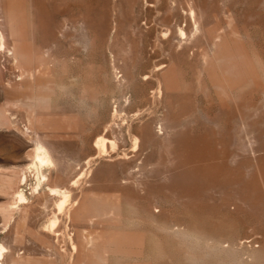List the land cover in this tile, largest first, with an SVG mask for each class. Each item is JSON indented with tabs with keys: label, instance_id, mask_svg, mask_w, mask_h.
Returning <instances> with one entry per match:
<instances>
[{
	"label": "rangeland",
	"instance_id": "rangeland-1",
	"mask_svg": "<svg viewBox=\"0 0 264 264\" xmlns=\"http://www.w3.org/2000/svg\"><path fill=\"white\" fill-rule=\"evenodd\" d=\"M150 1L0 0L3 264H264V0H195L170 57Z\"/></svg>",
	"mask_w": 264,
	"mask_h": 264
},
{
	"label": "bare ground",
	"instance_id": "bare-ground-1",
	"mask_svg": "<svg viewBox=\"0 0 264 264\" xmlns=\"http://www.w3.org/2000/svg\"><path fill=\"white\" fill-rule=\"evenodd\" d=\"M148 1L149 0H143V2H145V3H147ZM149 3H150V7H149L150 10H152L154 12V16L149 19V23H151V25H152L149 28L150 29H156L159 32V35L156 34L157 36H155L154 46H158L159 51L161 53L164 52L165 49H166L165 53H166V55L168 57H170V52H171L170 50L171 49H175L176 51H179V49L183 50V49L189 47L193 43V41L196 40V38L198 37V34L202 31V26H203L202 25V20H201L202 16L200 15L202 10H201V8H199V10H198V5L195 2V0H151ZM165 45H167V48H165ZM7 53L11 57H13V59H15V60H18L19 55H20L16 51V49H14V48L13 49H8ZM163 55H164V53H163ZM160 56L162 57L161 54H160ZM153 65H154V63H153ZM165 66H166V64L163 65V62H159V63H157L155 65V67H156L155 70H161ZM152 72L154 73V71H152ZM146 75H148V74H146ZM151 77H153V76L151 75ZM156 80H158V79H156ZM157 83H159V82H157ZM160 85H162V83ZM160 85H158V86L160 87ZM156 90H158L157 91V93H158L159 89L156 88ZM158 95H160V94H158ZM120 97L122 98V96H120ZM28 99L29 100H36L37 97H28ZM126 100H125V102H127ZM121 107H123V106H121ZM117 112H118V110L114 109L113 115H115ZM117 114H119V113H117ZM125 116H126V114H125ZM115 117H118V115L115 116ZM112 125H113V123H112ZM116 125L113 126V127H117ZM104 126H105V128H103L104 132L107 131V130H110V132H111L110 134H115L117 132L121 134V127L120 126H118L117 129H114L111 125H107V126L104 125ZM129 132H130V130H129ZM113 136H114V139H115L116 135H113ZM121 137H122V135H121ZM121 140L122 139L119 138V141H121ZM104 142H106L104 138H98V139L95 140L94 145L104 146ZM123 142H125V141L123 140ZM109 143L110 144H114V141L110 140ZM99 150H100V148H99ZM49 151L51 152V150H49ZM49 151H48V149L46 147H44V144L43 145L40 144L36 148H34V152H33V156H32L33 160L32 159L31 160L33 161V165H34V167L36 169L37 168L41 169L43 167H53L54 166L55 160H54L53 156L51 155L52 153H50ZM32 161H30V162H32ZM29 164H31V163H29ZM42 178H44V181L47 180L45 175H42ZM48 189H49V192L51 194H54V195L56 194V195L61 196V200L56 205H58L57 207L62 211V209H63L62 207H64L63 205H65L64 203L69 199L68 190L64 189L62 187H59L58 185L48 187ZM17 198H18L19 201H22V202H25V200H26V196H25V194L23 192L17 193ZM17 209H18V205H13V204H5V205L1 206L0 207V213H1V216L3 217L4 222L12 221L14 219V214H15ZM60 210H58V211H60ZM170 230H173L172 232H174V234L178 233L180 235H183V237L184 236L187 237L188 235H190V234L187 235V233H189V232H187L183 228H180L179 226L173 225L172 229H170ZM175 235H177V234H175ZM180 235H178V236H180ZM180 237H182V236H180ZM197 237H199V236H197ZM89 239H90L91 242H93L91 238H89ZM191 240H193V239L191 238ZM218 245H219V243L217 242V246ZM103 251H105V249ZM5 252H7L6 247L1 245L0 246V264H3L2 260L5 257ZM97 252H98V250H97ZM105 252L107 253V251H105ZM105 252H103V254H102V260H103V258L105 256ZM246 254H247V252H246ZM242 259L243 258H240V261ZM250 259H251V262H252V259H253V263L254 262L257 263L260 260V253L257 254V253L253 252L252 258H250ZM23 261L21 259H17L15 257H11L10 264H26ZM28 262H29V260H28Z\"/></svg>",
	"mask_w": 264,
	"mask_h": 264
}]
</instances>
